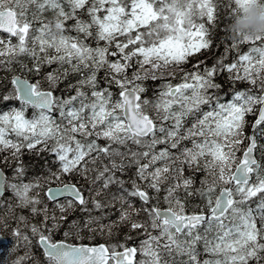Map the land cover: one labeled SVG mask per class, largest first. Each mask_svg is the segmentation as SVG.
I'll list each match as a JSON object with an SVG mask.
<instances>
[{
    "label": "snow or ice",
    "instance_id": "6c2138e0",
    "mask_svg": "<svg viewBox=\"0 0 264 264\" xmlns=\"http://www.w3.org/2000/svg\"><path fill=\"white\" fill-rule=\"evenodd\" d=\"M246 2L228 0L229 18ZM205 18L216 27L217 0H0V33L8 34L0 39V68L19 64L21 71L39 75L44 65H56L35 83L13 75V90L3 97L19 101L20 108L0 114V152L18 159L23 149L47 151L60 165L29 183H11L0 172V191L17 198L9 205L11 217L0 216V227L11 228L13 251L25 249L14 264H40L34 247L42 249L46 264L264 262V163L254 157L258 151L264 159V39L233 40V49L252 47L226 64L225 46L211 67L198 60L188 69L190 58L212 45ZM20 57L29 58L31 67ZM101 71L108 87H100ZM222 72L233 86L240 81L251 87L234 90L222 102L221 85L214 80ZM71 77L78 79L72 83ZM176 79L180 82L174 84ZM147 80L161 81L155 100L142 98ZM64 81L74 94L54 95ZM112 86L119 99H113ZM29 108L35 110L31 119L25 115ZM249 115L253 135L246 136ZM185 167L205 172L195 191ZM132 168L133 175L123 179ZM23 176L18 166L13 178ZM74 177L88 187L71 182ZM193 196L202 203L189 213ZM49 203L60 210L59 217L49 215ZM14 207L43 218L31 223ZM77 209L86 214L82 222L73 221L64 239L56 241L66 213ZM113 209L118 218L104 223ZM120 226L129 229L124 243H67L85 230L111 237ZM131 233L143 237L136 247L127 245ZM200 245L208 259L201 261ZM137 253L144 259L136 261Z\"/></svg>",
    "mask_w": 264,
    "mask_h": 264
},
{
    "label": "trees",
    "instance_id": "16d2710c",
    "mask_svg": "<svg viewBox=\"0 0 264 264\" xmlns=\"http://www.w3.org/2000/svg\"><path fill=\"white\" fill-rule=\"evenodd\" d=\"M218 3V19L216 21V27L213 28L212 25H208L206 22V18L202 21L205 23L206 27L209 29V36L208 39H210L212 41V45L210 47V49L208 50H202V53H197L196 56L194 58H190V62L189 64L185 65L186 68L191 69L192 68V64H195L198 60L201 61H205L206 65L211 67L218 59H220L222 57V55L225 54V46H227L229 48V51L227 52L226 56L227 58L224 60V63H231L234 60H237L239 55H242L246 52L249 51V49L252 47L251 44H240L238 45L237 49H233L231 47L233 40H231L229 38V35L227 33V25L231 22L229 16H228V8H227V4H228V0H217ZM30 15V14H29ZM45 15L51 17V13H46ZM84 19H87V15L86 13L83 14ZM69 24L73 23L72 21L68 22ZM72 35H75V33H71ZM8 38V34L5 33H0V39H5L7 40ZM12 42L16 43V38L12 37ZM89 44H91L92 46H95L94 41H92L91 39H89L87 41ZM21 60H23L24 63L28 64L29 67H31L32 61L27 58V57H20ZM204 65H201V67H203ZM56 65H52V66H47L44 65L41 69V73L39 75L35 74V73H29L27 72V70L21 71L20 70V65L19 64H14L12 66V70H7L4 68H0V112L3 113L4 111H10L15 109V107H17V109L20 108V102L17 100H3V97L5 95H9L12 90L13 87L11 85V78L13 75H19L23 78L28 79L30 82L35 83L36 80H42L44 75H46L48 72L52 71L53 68H55ZM131 73V70H130ZM104 72L101 71L98 74V79L100 81V87L104 88V87H108V85L104 82ZM76 79H78V77H71L70 78V82L75 83ZM214 80L216 83H218L219 85H221V88L218 90V95L222 98V102H227L229 101L233 94H234V90L235 91H243L246 90L248 88L251 87V85L247 84L246 82H240L237 81L235 82V85L233 86V82L230 81L228 79V73L227 72H222L217 74L214 77ZM174 84L179 83V79L173 80L172 81ZM69 83V81H64L62 83L59 84V86L56 88L54 95L61 93L64 96H68V95H73L74 91L69 92L66 91L67 88V84ZM161 84V81H152V80H147L144 81V87L146 88V91L144 93H142V98L143 99H148V100H155L156 96L158 95V89H159V85ZM47 85L45 84V87ZM110 91L113 92V99H119V89L116 88L115 86H112L110 88ZM205 110H207V108L205 107ZM34 109H27L25 115L26 118L31 119L34 113ZM247 120L249 121L248 126H246L245 128V135L248 136L250 134V127H251V123L254 120V117L249 115L247 117ZM11 139L15 140L16 137L14 136V134L10 135ZM101 142V144H104L105 141L101 140L99 141ZM264 142V141H261ZM187 144L188 147H191V144L189 142H185ZM248 141L245 140L244 144H242L240 147L241 149H243L244 147H246ZM38 148L40 146H37ZM47 151L45 152H37L35 150L33 151H29L27 149H23L22 150V154L19 155L18 159H13L11 158L9 152L5 151V152H0V167L7 165V166H21L24 169V175L25 173H33L36 174V178H40V180H42L43 177H46V171L51 173V172H55L56 168H55V161L52 158V156H49L46 154ZM242 152H237V156H241ZM5 157H8L7 162H5ZM255 157L257 160H260L262 163H264V159L261 158L260 153L258 151L255 152ZM43 162H46L45 167L43 166ZM48 164V168L46 169V165ZM46 170V171H45ZM135 172V169L132 168L128 171V174L126 175L127 177L124 178L125 180H127L129 177H131L133 175V173ZM117 175L119 176V173H117ZM185 176H191L193 178V191H195L196 189L200 188L201 184V180L204 179L205 177V172L204 171H192L190 169H188L187 167H185ZM42 177V178H41ZM123 178V177H122ZM77 181H79V184L83 185L84 188H87L88 185L83 181L80 180L79 178H73L71 182L73 183H77ZM46 187V185H45ZM113 192L116 191L115 186H113L112 189ZM151 195H155V193H153L151 190H149ZM85 195L87 196L88 193L85 192ZM163 195L164 193L161 192L160 193V198H161V202H160V207L161 208H166L167 204H165L163 202ZM184 193L181 192V196H183ZM41 197L43 198V193L41 192ZM46 200V198H44ZM15 204L17 203V201H14ZM63 202V201H62ZM135 206L136 207H140L141 202L139 200H135L134 201ZM153 203H155V201H153ZM202 201L200 200V198L198 196H193V197H189L188 198V207H187V211L190 213L195 209V206L197 204H201ZM14 204V205H15ZM39 207H43V205H40ZM119 207V205H117V208ZM252 207H255V203L252 204ZM48 210H49V215L51 216L53 213L59 217L61 215L60 210L58 208H54L53 205L51 203L48 204ZM13 211L16 215H24L26 217H28L29 221L31 223H39V221L43 218L42 216H37V217H32L30 214V210L29 209H20V208H13ZM5 214L10 215L8 217H11L12 213L10 214L9 212L6 211H0V216H4ZM98 214V213H97ZM66 215L68 216V219L66 221H62L60 224V227L58 230L55 231L54 234V239L55 240H63L64 239V235H63V229L64 230H69V225L73 222V221H80L82 222L83 217L86 215L85 213H81L79 211V209H77L74 212L71 213H66ZM119 216V212H116L114 209L111 211V213L108 216V219L104 220V223H109L111 220H116ZM49 225H51V220H49ZM16 224V223H15ZM14 227V226H12ZM24 232L26 234H28L29 236H31V233L28 231V229H23ZM129 234V229L126 226H120L117 229L113 230V235L111 237H109L107 234L101 235L99 233H97L94 237L92 236V234L88 233L87 230H85L84 232L81 233V237L77 238L75 236L69 237V239L67 240V242L70 243H86V244H97V243H104V244H112V243H124L125 242V236ZM131 235L133 236L132 240L127 241V244H132V245H139V242L141 239H143V237H138L136 235V233H131ZM25 249L21 248L19 252H15L14 254H9V257L7 258V260L1 262L0 264H14V261L18 258V256H21L24 254ZM199 251L201 252V256L200 259L201 261L203 260V248L201 247V245L199 246ZM33 252L35 254V257L40 261V264H45V258L43 257L41 251L39 250L38 247H34L33 248ZM141 255H138L137 258H141ZM250 264H256V261H251ZM262 264H264V262H262Z\"/></svg>",
    "mask_w": 264,
    "mask_h": 264
},
{
    "label": "clouds",
    "instance_id": "9594fccd",
    "mask_svg": "<svg viewBox=\"0 0 264 264\" xmlns=\"http://www.w3.org/2000/svg\"><path fill=\"white\" fill-rule=\"evenodd\" d=\"M230 20L226 30L231 40L264 39V0H247Z\"/></svg>",
    "mask_w": 264,
    "mask_h": 264
},
{
    "label": "rangeland",
    "instance_id": "374dc122",
    "mask_svg": "<svg viewBox=\"0 0 264 264\" xmlns=\"http://www.w3.org/2000/svg\"><path fill=\"white\" fill-rule=\"evenodd\" d=\"M56 96H64V95H62L61 93H58V94H56ZM64 97H66V96H64ZM53 115H56V113H54ZM99 143H101V142H99ZM46 154L49 155V156H52V158L54 159V161L56 163V165H55L56 170L55 171H57L59 169V166H60L59 165V161L56 159L54 154H52L50 152H47ZM45 164H46V162H43V166L44 167H45ZM1 168L3 170H5L6 175L8 176V178L6 180L11 182V183H21V182L22 183H29L31 181H35L37 179H40V178H36L37 177L36 174H33V173H25V175L23 177H21L19 179H14L13 177H14V174H15V169L17 168L16 166H11L10 167V166L5 165V167L1 166ZM47 168H48V164L46 165V169ZM46 174H47L46 175V177H47L50 173L46 171ZM126 177L127 176H124L123 179L126 178ZM64 180L67 181L68 177H64ZM47 186H49V185H46V187ZM14 201H17V198L14 196V194L10 190L7 191L6 195L4 197H2V199H0V211L9 212V205L11 204V205L14 206V204H15ZM9 213L11 214V212H9ZM8 216H10V215H8ZM8 223L11 226H14V227L16 226V224H15L16 222L14 220L10 219V218L8 220ZM8 230H5L3 227H0V234H4V233L6 234L8 232ZM202 230H203V226L201 228V231ZM65 231H67V230L63 229L62 233L64 234ZM13 244H14V239H10L9 242H8V247L6 248V250L4 251L3 254L2 253L0 254V262H3L5 260H7V258L9 257V254L11 255V254H14L16 252V251H13ZM201 247L203 248L202 245H201ZM202 256H203V259H208L209 258L208 254H206L204 252H203ZM141 259H144V257L138 258L137 261H139Z\"/></svg>",
    "mask_w": 264,
    "mask_h": 264
},
{
    "label": "water",
    "instance_id": "95a60500",
    "mask_svg": "<svg viewBox=\"0 0 264 264\" xmlns=\"http://www.w3.org/2000/svg\"><path fill=\"white\" fill-rule=\"evenodd\" d=\"M252 130V128H251ZM253 131V130H252ZM250 135H253V133L251 132ZM0 172H2V170L0 169ZM3 173V172H2ZM4 177H5V174L3 173ZM54 187V186H53ZM4 193V191H0V196ZM1 237V236H0ZM60 241V240H59ZM5 242L4 238L2 237V239H0V244H3ZM68 243V242H67ZM99 244H103V243H98V244H83V245H92V246H96V245H99ZM74 245H80V244H74ZM129 247H135L133 245H128ZM135 259V258H134Z\"/></svg>",
    "mask_w": 264,
    "mask_h": 264
},
{
    "label": "flooded vegetation",
    "instance_id": "af4514ba",
    "mask_svg": "<svg viewBox=\"0 0 264 264\" xmlns=\"http://www.w3.org/2000/svg\"><path fill=\"white\" fill-rule=\"evenodd\" d=\"M4 171H5V170H4ZM5 173H6V172H5ZM2 235H4L7 244H8V242H9L10 239H14V237L12 236V233H11V228L8 230V232H7L6 234L4 233V234H2ZM5 247H6V246H3L2 251L5 250Z\"/></svg>",
    "mask_w": 264,
    "mask_h": 264
},
{
    "label": "bare ground",
    "instance_id": "6f19581e",
    "mask_svg": "<svg viewBox=\"0 0 264 264\" xmlns=\"http://www.w3.org/2000/svg\"><path fill=\"white\" fill-rule=\"evenodd\" d=\"M253 121H254V120H253ZM253 121H252V122H253ZM251 132L253 133V131L251 130V127H250V134H251ZM250 134H249V135H250ZM254 157H255V152H254ZM0 168H1V167H0ZM1 170H2V172L6 175L5 171H4L2 168H1ZM51 186H56V185H51Z\"/></svg>",
    "mask_w": 264,
    "mask_h": 264
}]
</instances>
